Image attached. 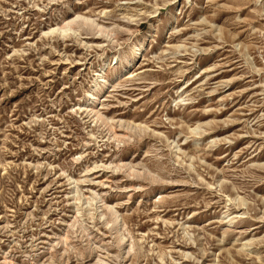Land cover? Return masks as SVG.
<instances>
[{"label": "rangeland", "instance_id": "obj_1", "mask_svg": "<svg viewBox=\"0 0 264 264\" xmlns=\"http://www.w3.org/2000/svg\"><path fill=\"white\" fill-rule=\"evenodd\" d=\"M0 264H264V0H0Z\"/></svg>", "mask_w": 264, "mask_h": 264}, {"label": "bare ground", "instance_id": "obj_2", "mask_svg": "<svg viewBox=\"0 0 264 264\" xmlns=\"http://www.w3.org/2000/svg\"><path fill=\"white\" fill-rule=\"evenodd\" d=\"M72 23H73V21L63 22L61 26H57V27H55L53 29H50L49 33L60 32L62 35H64L68 31L72 30V27H71ZM98 32H100L102 34L106 33L100 27H98ZM141 46H142V40L134 42L131 45V47L129 49V58L125 61V64H124L123 68L120 71H118L117 73H115V76H117V75L129 76L130 74H132V70H133V67H134V64H135V60L138 57V53L140 51ZM104 68H105V63H103L100 66V70H103ZM106 84H107V82H103L101 87L103 88L104 86H106ZM91 98H92V100H96V98L93 97V96Z\"/></svg>", "mask_w": 264, "mask_h": 264}]
</instances>
